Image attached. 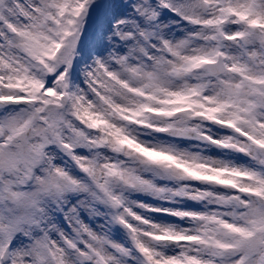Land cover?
<instances>
[{
    "label": "snow or ice",
    "instance_id": "obj_1",
    "mask_svg": "<svg viewBox=\"0 0 264 264\" xmlns=\"http://www.w3.org/2000/svg\"><path fill=\"white\" fill-rule=\"evenodd\" d=\"M0 264H264V0H0Z\"/></svg>",
    "mask_w": 264,
    "mask_h": 264
}]
</instances>
